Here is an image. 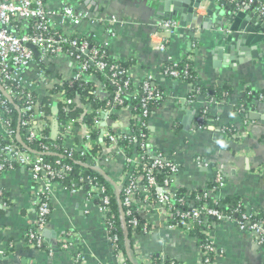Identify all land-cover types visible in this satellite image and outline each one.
<instances>
[{"label": "crops", "instance_id": "1", "mask_svg": "<svg viewBox=\"0 0 264 264\" xmlns=\"http://www.w3.org/2000/svg\"><path fill=\"white\" fill-rule=\"evenodd\" d=\"M180 4L179 0L46 1L48 9L58 10L69 5L93 18L115 17L121 22L109 25L87 21L65 31L68 35L75 33L105 46L116 61H135L130 68L134 79L141 80L148 75L156 79L163 99L147 120L149 148L178 166L172 187L178 192L184 190L186 194L205 192L214 182L215 174L220 173L223 186L214 197L218 200L238 199L244 213L250 217L255 215V221L264 223V101L254 102V107L244 116L234 110L245 87L264 94V42L252 40L247 43L246 39H241L224 45V30L229 26L226 14L231 9L219 0H201L199 32L179 29L168 39L164 51L154 50L150 39L157 31V24L162 18L176 13ZM246 8L250 10L241 20L240 34L257 25L253 17L256 9L253 6ZM219 17L223 20L218 28L215 23ZM189 24L192 23L184 25ZM186 57L201 85L232 88L233 93L227 101L209 104L204 98H198L191 104L188 102L190 85L162 76L165 61L178 63ZM74 66V62L65 57L52 59L44 80L35 83L38 97L46 96L58 77L65 81L71 79ZM32 70L30 78L35 81V66ZM90 81L95 86V94L103 101L107 96L104 85L94 76ZM204 107H208L210 117L206 119L205 128L199 129L195 116ZM83 109L89 112L87 104ZM97 113L99 143L101 132L118 137L130 131V111L116 110L108 115L102 111ZM79 119L83 120L82 116ZM43 126L41 119L35 121L37 130ZM60 134L58 123V133L52 140L50 128L52 141L58 139L66 150L78 153L84 134L82 124L74 125L69 136L61 138ZM101 146L105 151L96 158L95 167L116 184L124 173L126 156L117 143L103 140ZM88 163H91L89 158ZM39 187L26 170L16 168L0 173V192L9 205L6 210L0 208V264L121 263L124 255L117 256L112 247L98 202L89 199L85 189L71 193L56 182L50 185L48 193L51 213L41 231L43 247L28 245L26 234L33 229L37 218L34 201ZM139 208L138 216L145 232H131L132 250L129 253L135 264H150L153 255L176 264H203L195 237L181 229L169 228L159 206L140 204ZM205 223L210 226L211 239L221 252L216 257V264H264V244L255 232L240 231L232 221ZM65 236L70 245L66 249L61 247Z\"/></svg>", "mask_w": 264, "mask_h": 264}, {"label": "built area", "instance_id": "2", "mask_svg": "<svg viewBox=\"0 0 264 264\" xmlns=\"http://www.w3.org/2000/svg\"><path fill=\"white\" fill-rule=\"evenodd\" d=\"M47 0H0V125L2 133L0 134V141H6L4 146L0 147V173L4 171H11L16 168L26 170L32 177L33 182L39 185L40 191L36 193L34 207L37 212V218L34 222V227L26 234V242L31 247H43V240L41 231L45 228L49 215L51 213V206L48 193L50 192V185L54 184L56 178H61L63 172L71 170L69 166H60V172L55 170L51 164L45 163L41 157L32 156L29 152L22 150L12 138L9 131L11 113L10 108L6 104L5 98L11 100H23V105L19 108L21 116L26 117L22 122V126L26 129L25 135L29 140L36 136L33 124L36 116H42L43 113L37 110L38 94L35 83L44 80L45 73L50 61L57 57H65L74 62V73L71 79L66 80L71 87L75 81L91 80L93 74L92 69L100 72H108L109 81L117 89L113 97L112 103H107L102 114H110L116 111L115 106H122L121 95L123 90L129 84L138 87L141 84V89L144 94L141 100V108L143 109L141 116L144 118L141 121V133L138 136L141 150H148L147 157H125V170L119 178L118 182L114 184L116 190L122 195L121 204L124 208V214L129 217V224L133 229L138 226V213L140 212L139 205L144 204L147 207L159 206L163 214L167 218L169 228H178L190 235V232L198 228L199 233L204 236V242H198L200 249V256L203 264H216V257L220 255V251L215 247L211 236L210 226L205 224L201 227L200 224L203 218H211L216 222L232 221L236 222L240 231H253L259 238L260 242L264 244V223L252 221L249 215L243 213L239 219H232L229 215L222 212L218 208L208 205L200 207H185L186 200L189 194L178 197V190L172 187L175 176L178 172V166L171 160L167 159L160 153L153 152L149 148V132L147 129V120L151 113L148 110V104L151 101L163 99V93L154 89L152 86L156 83V79L152 75L138 80L127 71V80L120 85L118 77L124 72L120 70L117 65H109L105 62L107 48L101 45L100 48L90 47L83 38L75 33L67 34L66 28H76L83 22L90 21L92 23H101L116 25L121 22L115 17H110L107 20L103 18L90 17L86 12H79L69 5H63L58 10L48 9L46 7ZM228 6H232L234 12L243 10L246 7L253 6L258 15L264 19V3L261 0H219ZM223 4V5H224ZM200 9V8H199ZM194 11L195 20L189 25H181L177 19H163L157 24V31L150 39V46L157 51H164L168 43V39L174 35L179 29H192L198 33L200 29L199 21L201 18L200 11ZM57 22V23H56ZM161 38V40H159ZM172 62V61H170ZM177 63V62H172ZM35 66L33 79L30 74ZM92 66V67H91ZM162 76L168 79L176 80L179 78V72L173 67H167L162 72ZM65 81V79H64ZM144 81V82H143ZM21 89V90H17ZM50 91L47 93L49 95ZM135 95V91L129 94V98ZM52 102L63 101L60 93H53L50 95ZM261 99V98H260ZM197 98L188 97V102L193 104ZM209 104L211 101L205 99ZM66 104H70V100H65ZM119 110L130 111V121L138 116L131 112L133 108L131 105H126ZM202 113H209L208 107L201 109ZM79 119V118H78ZM78 119L71 120L69 123L61 125V138L71 135L74 128V123ZM195 123L199 129H204L207 120L199 113L195 116ZM82 121V120H81ZM44 126L46 122L41 120ZM82 128L84 130L83 139L80 143L79 156L84 157L88 150H91L98 144V138L93 139L92 133L97 129V125L86 126L82 121ZM132 128L127 134H131ZM99 141L102 145L103 140L109 143L116 144L117 139L122 136L115 137L109 132H101ZM99 143V144H100ZM119 152H121L119 150ZM123 152V150H122ZM121 152V153H122ZM72 154L71 151L68 152ZM124 153V152H123ZM125 156V154H124ZM108 159V158H107ZM60 165L59 161L55 162ZM167 168L169 174L165 176L160 182L155 177V170ZM81 183L89 187L88 198L95 199L98 203L100 211L104 214V226L107 235L111 241L112 247L117 256L122 257L117 250L116 236H111L107 230L111 224L108 223L109 214V198L106 195V188L99 184L95 178H84L80 180ZM214 186L208 191L206 190L202 198L211 197L214 200L216 192L223 186V178L220 173L215 174ZM71 193L77 192L79 189L72 186L66 188ZM2 193H0V197ZM195 200L193 199V202ZM216 204V202H214ZM0 208L8 209V202L3 198L0 201ZM145 232V230H144ZM70 245L62 239L61 247L66 249ZM120 264H127L125 258H121ZM150 264H152L150 262ZM170 264H176L174 261Z\"/></svg>", "mask_w": 264, "mask_h": 264}, {"label": "trees", "instance_id": "3", "mask_svg": "<svg viewBox=\"0 0 264 264\" xmlns=\"http://www.w3.org/2000/svg\"><path fill=\"white\" fill-rule=\"evenodd\" d=\"M261 1L262 3H264V0ZM228 8H230L231 10L233 9L232 6H229ZM83 40L87 42L90 47H101L100 44L95 43L86 37H83ZM105 54L106 63H108L109 65H117L120 70L124 72V74L118 77L120 85H123V83L128 78L127 71H129L136 62L133 60L126 63L116 61L111 57L108 49L105 50ZM171 66H173L179 72L180 76L178 79H176V81L190 85V94L192 95V98H204L211 101V103H218L227 101L233 93L232 88L228 86L213 87L201 85L196 73L191 67L190 60L187 57L182 59L178 63L165 61L162 67V71L165 68ZM91 73L101 82V84L104 85L107 96L103 101H101L97 97L98 95L95 94V86L90 80H88L87 82L82 80L75 81L70 87L66 81L61 80V78L58 77L57 83L55 84L53 89L50 90L49 95L37 99V110L43 113V117L36 116L34 118V122L37 119H41L46 122V126H43L42 128H40V130H37L35 124H33L36 136L32 140H29L25 135L26 129H24V127L22 126V122L26 119V117L21 116L19 112V108H21L23 105V100H11L5 98L6 104L11 110V113L8 116L11 122L9 131L11 132L12 138L14 139L16 144L22 150L29 152L30 154H32V156L41 157L45 163L51 164L55 170L60 172V166L71 167L70 171L63 172L61 178H56V180L54 181L64 188H71L72 186H74L75 188L85 189L88 191L89 187L83 185L80 181L81 179L87 177L95 178L99 184L103 185L106 188V195L108 196L110 202V211L107 221L111 224L110 228L107 226V230L111 236H116L118 238L116 251L122 256L124 255L127 264H135L133 258L129 253L132 250L130 241L131 232L143 233L144 224L143 221L138 218V226L135 229L131 227V225L129 224L130 218L125 216V210L121 204V193L116 190V187L114 186L112 181H110L101 170L95 167V162L97 161L96 158L103 155V152L105 151L104 147H102L101 144H96L91 150H88L87 154L84 157H81L76 152H72V154H69V151L61 145V142L58 139H56L55 141H52L50 139L51 119L54 118V116H56L60 126L69 123L71 120H76L82 116V121L86 126L90 127L94 126L98 120L97 112L104 110L108 102L112 103L117 88L114 85H111L109 81L110 74H108V72H100L95 69H92ZM141 85L138 87H134L132 84H129L127 88L123 90V93L121 95V99L123 102L122 106H115V109L119 110L126 105H131V107L133 108L131 113L138 116L134 120L130 121V125L133 130L131 134H120L122 137L117 139V146L123 149L126 157L130 158L134 156L148 158V150H141L138 140V136L141 133V130H143L140 128L141 121L144 120V118L141 116L143 111V109L141 108V100L144 96ZM152 86L154 87V89L162 93V89L159 85L154 83ZM17 90L19 91L21 89ZM134 91L135 95L130 99L129 94ZM53 93H60L63 101H57L54 104L50 97V95ZM65 100H70L71 103L66 104ZM256 101H264V94L261 91L256 92L249 87H245L242 96L239 97L237 102L234 104V110L238 114L244 116L247 114L248 109L254 107L253 103ZM160 102L161 99L149 102L147 106L149 113H151L153 108ZM85 104L88 105L89 112L84 111L83 105ZM53 105L57 106V112L54 116L52 113ZM198 113L204 119L209 120V113L203 114L201 109L198 110ZM82 121L81 119H78V122L74 123V125H80ZM61 132L62 129L60 128V133ZM99 134L100 130L97 128L92 133V138L96 139ZM5 144L6 141L2 139L0 141V147L4 146ZM53 146H56V148ZM88 158L91 159V163H88ZM56 161H59L60 165H56ZM167 174H169V170L167 168L155 170V177L159 182L163 178H165ZM214 185V182H211L209 188H212ZM204 193V191H197L190 193L187 197H184L187 201L185 207H200L205 204L214 208H218L222 212L229 215L232 219H239L240 215L244 213V209L238 199L223 198L214 200L211 197L205 199L201 197ZM185 194L186 193L184 190H179L178 197L184 196ZM3 198L4 196L2 194V196L0 197V201H2ZM193 199L195 200L194 202ZM214 202H216V204ZM250 219L252 221L257 220L255 215H253ZM210 220L212 219L206 218L205 220V218H203L200 226L204 227L206 224L205 221L210 222ZM190 235L192 237H195L198 240L199 244L204 242V236L199 233L198 228L190 232ZM63 239L66 240V236ZM127 253H129V256H127ZM171 262L173 261L164 259L161 256H151L152 264H170Z\"/></svg>", "mask_w": 264, "mask_h": 264}, {"label": "water", "instance_id": "4", "mask_svg": "<svg viewBox=\"0 0 264 264\" xmlns=\"http://www.w3.org/2000/svg\"><path fill=\"white\" fill-rule=\"evenodd\" d=\"M179 1L181 2V4L177 5L176 13L173 12L170 16L168 15L167 17L162 18V20L163 19H177L178 18L181 25H184L185 23H191L195 20L194 11L198 10L200 8L201 0H179ZM222 4H224V3H222ZM224 5H226V4H224ZM179 8H181V9H179ZM160 10H161V8H160ZM232 10L230 12H227V14H226V16H227L226 19H227V22L229 23V26H228V28H226V30H224V34H223L224 45H225V43H226V45L233 44L234 43L233 41H237V40H241V39H246L247 43L252 42V40L254 43H257L258 41L264 42V19H262L258 15V13L256 12L255 14H253V17H254L255 21H257V25L253 28L245 29L244 33L240 34L241 20L245 18V16L247 15V14H245V12H248L250 10V8H245V9L237 11V12H234V10L233 11ZM207 13L209 16H211V11L208 10ZM222 20H223V17H219L217 19V22L215 23V25H217L218 28L221 27ZM222 29H224V28H222ZM191 32L193 33V30ZM248 33H253L255 35L254 36L248 35ZM52 112H53V115L56 114V112H57L56 106H53ZM57 133H58V121L54 116V120H53L52 126H51V139L52 140L55 139Z\"/></svg>", "mask_w": 264, "mask_h": 264}]
</instances>
